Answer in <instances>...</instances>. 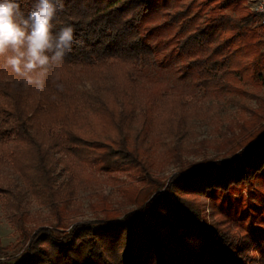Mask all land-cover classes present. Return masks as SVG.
<instances>
[{
	"label": "trees",
	"instance_id": "trees-1",
	"mask_svg": "<svg viewBox=\"0 0 264 264\" xmlns=\"http://www.w3.org/2000/svg\"><path fill=\"white\" fill-rule=\"evenodd\" d=\"M159 1L64 0L54 31L71 24L76 42L41 92L26 88L0 58V137L10 139L0 152L24 185L12 181L18 205H11L24 256L0 264H264L256 257L264 255V231L253 219L222 207L225 216L215 212L207 225L199 210L181 205L188 194L228 198L240 186L249 189L256 176L264 179V39L252 29L255 15L242 0H172L164 25L175 29L179 71L192 76L203 99L236 98L243 110L234 125L239 134L230 125L233 136L216 146L225 157L165 177L153 171L148 139L157 126L156 135L181 136L183 121L175 117L187 105L146 88L147 82L158 87L151 72L161 62L160 44L150 43L158 30L148 20ZM18 2L27 14L36 0ZM85 84L95 90H82ZM56 163L78 188L97 180L96 173L138 176L143 187L124 194L135 209L122 213L105 204L104 219L66 224ZM27 193L50 204L56 222L28 226V215L16 213ZM146 249L151 257L139 259Z\"/></svg>",
	"mask_w": 264,
	"mask_h": 264
},
{
	"label": "rangeland",
	"instance_id": "rangeland-1",
	"mask_svg": "<svg viewBox=\"0 0 264 264\" xmlns=\"http://www.w3.org/2000/svg\"><path fill=\"white\" fill-rule=\"evenodd\" d=\"M254 1L242 0L243 7L252 14H254ZM172 11V0L165 2L160 0L148 20V23L158 30L150 39V43L153 46L160 44L161 62L157 66V74L151 72V77H156L155 81L158 87L147 82L146 88L165 90L167 99L179 101L182 97V102L187 105L184 111L178 112L175 117L183 121L181 136L156 135L161 129V126H157L158 130H152L153 133L148 139V143L151 145L149 160L154 163L153 171L155 174L165 177H171L182 169L187 170L192 164L204 163L205 160L214 159L219 155L225 157L217 152L216 146L220 145L224 135L230 138L233 136L229 128L230 125L235 128L234 134H239V129L234 125L242 116L243 110V106L234 102L236 98L227 97L226 101L217 99L214 102L203 99V91L193 87L192 76H183L179 71L180 58L175 52L177 44L175 29L164 25L167 14ZM252 29L264 39V29L256 15ZM246 87L248 90H252L250 84H247ZM81 89L94 91L95 87L92 84H85L81 86ZM245 105L251 108L257 107L256 103L250 99H246ZM159 121L161 120H157V122ZM6 142H10V139L0 137V143ZM254 160L259 161L257 156ZM55 175L57 178L55 188L60 191L61 198L62 195L67 194V199L58 202H67V210L61 216L65 219L66 224L71 225L77 222H93L104 219L105 204L110 205V210H118L122 213L135 209V206L124 194L131 187H143L142 179L132 174L96 173L97 180L87 181L78 188L73 181L69 180L68 172L64 170L61 163H56ZM12 181L24 189L22 181L12 171L10 163L0 152V261L2 262L16 261L24 256V247L20 244L21 232L13 220L15 208H11L13 204L18 205V200L13 194ZM225 182L223 179L222 184ZM248 187L249 189L243 188V186L234 188L235 190L229 192L228 198L223 194H218L216 199L196 198L188 194L185 199L181 200V205L187 211L199 210L207 225L214 220L215 212L220 216H225L221 210L223 207L230 209L233 216L245 217L247 220L253 219L254 225L264 231V179L256 176L255 179H251ZM19 205L21 211H15L16 213L25 212L28 215V221H26L28 226L38 228L46 226L49 222H56V215L50 208V204H44L41 199H36L30 193L22 198ZM57 231L60 233L69 232V230L65 232L64 229ZM262 248H264V244ZM152 253V249H146L139 255V259H149ZM256 257L260 261L264 259V255L260 252H257Z\"/></svg>",
	"mask_w": 264,
	"mask_h": 264
},
{
	"label": "clouds",
	"instance_id": "clouds-1",
	"mask_svg": "<svg viewBox=\"0 0 264 264\" xmlns=\"http://www.w3.org/2000/svg\"><path fill=\"white\" fill-rule=\"evenodd\" d=\"M63 7L64 0H36L26 14L18 0H0V58L4 69H10L26 88L43 91L50 69L72 51L75 28L64 24L54 31L53 22ZM253 7L264 13V0ZM55 86L63 91L62 84Z\"/></svg>",
	"mask_w": 264,
	"mask_h": 264
},
{
	"label": "built area",
	"instance_id": "built-area-1",
	"mask_svg": "<svg viewBox=\"0 0 264 264\" xmlns=\"http://www.w3.org/2000/svg\"><path fill=\"white\" fill-rule=\"evenodd\" d=\"M259 0H255L254 1V4L258 3ZM253 11H254V14L257 16L258 20H259V23L261 25V27L264 29V13H259V12H256L253 8Z\"/></svg>",
	"mask_w": 264,
	"mask_h": 264
}]
</instances>
